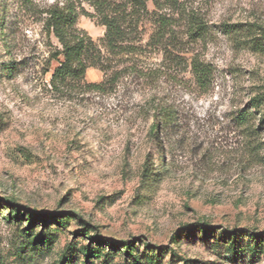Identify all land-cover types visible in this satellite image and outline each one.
<instances>
[{
	"label": "rangeland",
	"instance_id": "obj_1",
	"mask_svg": "<svg viewBox=\"0 0 264 264\" xmlns=\"http://www.w3.org/2000/svg\"><path fill=\"white\" fill-rule=\"evenodd\" d=\"M177 1L179 12L147 2L153 14L127 31L131 52L112 54L84 0H0V264H57L67 245L89 243L85 230L136 239L142 255L160 248L155 264H264V129L251 133L235 119L264 92V54L219 30L222 22L264 30V0ZM52 5L75 9V32L97 45L105 71L88 67L82 79L51 86L61 59L45 25ZM192 11L211 26L205 41L185 34ZM156 14L173 15L177 51L151 44ZM194 56L213 67L206 90L192 76ZM165 111L153 138L150 124ZM26 209L63 217L28 231ZM248 231L262 235L259 248L245 249L254 243ZM231 233L240 236L236 251Z\"/></svg>",
	"mask_w": 264,
	"mask_h": 264
},
{
	"label": "trees",
	"instance_id": "obj_2",
	"mask_svg": "<svg viewBox=\"0 0 264 264\" xmlns=\"http://www.w3.org/2000/svg\"><path fill=\"white\" fill-rule=\"evenodd\" d=\"M94 7L100 23L105 27L104 36L102 38L103 46L108 53L112 54H129L132 45L125 43L127 31L131 26L136 25L142 18L153 13L149 12L147 2H151L154 8H159L161 4L167 3L168 8L176 12L180 11V5L177 0H84ZM45 25L48 33L59 42L61 48L55 54V58L59 59V64L51 73L50 84L52 87H60L68 80H80L85 75L88 67H96L105 71L104 67L107 61L102 57V53L97 45L87 36L80 35L75 32L74 25L76 23L77 12L72 6L68 5H52L45 12ZM155 30L150 37L151 44L157 47L165 48L168 53L179 49V44L173 42L174 39V21L173 15L156 14ZM185 34L191 42L205 41L211 34L212 29L204 17L197 12H190L184 16ZM254 23L243 22H222L219 24V30L222 34L232 39L235 43L245 46L258 54H264V30ZM172 40V41H171ZM169 49V50H167ZM15 67L8 65L5 69L7 75L13 74ZM190 70L194 77L196 85L206 90L213 78V67L210 63L205 62L198 56H194L190 60ZM103 82L92 84V87L99 88ZM150 124L149 134L153 138H157L160 122H165L170 111H165ZM235 119L238 124L255 133L258 129H264V92L257 91L252 95L247 103V107L240 110ZM155 175H150L147 180L151 183L155 180ZM10 204V203H9ZM33 219H29L27 229L30 231L35 222H42L46 226L50 219L60 222L63 216L55 214H43L35 210H25ZM76 217L75 214H70ZM87 226V225H85ZM46 228V227H45ZM194 232L193 228H187L184 231L177 230L171 235L173 243L180 240L185 234ZM251 236L253 244H246L245 249L255 250L259 248L260 237L257 233L246 232ZM77 234V233H76ZM82 236L88 237L89 243L80 245L77 249L67 245L63 252L59 255L57 264H93L94 260H99L103 264H111L112 256L120 252L121 260L115 264H155L158 262L160 248L152 250L150 255H142L136 252L135 240H119L114 238L100 237L95 232L86 231ZM234 236L229 243L231 250L236 251L238 248L237 240L239 235L231 233ZM231 238V237H230ZM44 237L40 235L35 238V244H43ZM142 244H148V241L138 238ZM157 252V253H156ZM183 264H193L191 259L181 258Z\"/></svg>",
	"mask_w": 264,
	"mask_h": 264
}]
</instances>
